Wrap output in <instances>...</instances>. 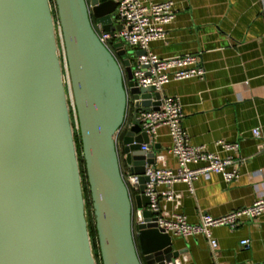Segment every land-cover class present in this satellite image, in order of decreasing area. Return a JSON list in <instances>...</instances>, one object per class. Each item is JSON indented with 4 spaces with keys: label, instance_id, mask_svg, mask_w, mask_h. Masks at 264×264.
<instances>
[{
    "label": "water",
    "instance_id": "water-1",
    "mask_svg": "<svg viewBox=\"0 0 264 264\" xmlns=\"http://www.w3.org/2000/svg\"><path fill=\"white\" fill-rule=\"evenodd\" d=\"M54 1L102 264H168L180 253L143 194L155 154L142 150L152 146L137 114L160 105L151 103L154 88L133 79L132 58L145 52L118 42L120 63L96 34L94 21L111 35L121 31L114 0ZM129 96L135 125L123 154L139 176L134 199L117 142ZM135 208L143 211L137 237ZM0 264H97L50 0H0Z\"/></svg>",
    "mask_w": 264,
    "mask_h": 264
},
{
    "label": "crops",
    "instance_id": "crops-1",
    "mask_svg": "<svg viewBox=\"0 0 264 264\" xmlns=\"http://www.w3.org/2000/svg\"><path fill=\"white\" fill-rule=\"evenodd\" d=\"M148 1H172L176 13L166 39L151 43L149 50L161 59L196 55L207 71L204 79L171 81L164 87V93L182 105L189 144L231 157L230 169L238 172L232 183L217 173L201 176L192 193L178 183L173 190L179 204L162 200V208L197 224L202 214L224 216L264 199V0ZM234 143L240 145L238 150L224 148ZM154 146L155 154L163 157L157 166L175 169L167 126L158 129ZM172 239L184 264L263 263L264 214L254 221L243 219L236 229L214 228L215 246L202 235ZM243 240H250L248 248Z\"/></svg>",
    "mask_w": 264,
    "mask_h": 264
},
{
    "label": "built area",
    "instance_id": "built-area-1",
    "mask_svg": "<svg viewBox=\"0 0 264 264\" xmlns=\"http://www.w3.org/2000/svg\"><path fill=\"white\" fill-rule=\"evenodd\" d=\"M117 4L114 24L121 26L120 32L114 35L105 32L103 25L93 23L94 30L101 42L113 54L117 52L115 45L121 42L123 46L144 51L145 54L136 57L132 62L133 79L140 89L154 88L151 103L159 102L158 110H139L137 120L141 131L149 135L150 142L142 146L146 153H154V145L158 129L167 126L171 139L169 154L176 160L177 167L170 169L166 166L159 168L158 161L163 157L154 156V164L147 165L145 177L149 179L146 183L144 195L150 199L148 210L157 215V229H163L165 234L171 237L187 238L197 235L205 236L211 246H215L212 240V230L219 227L236 229L242 224L243 219L254 221L264 214V199L255 201L251 206L230 212L224 216L213 217L202 214L199 223L188 222L182 214H171L161 206V201L176 202L179 204L180 196L173 190V186L183 183L193 192V183L201 176L210 173L220 174L227 183L238 179V172L231 170L233 159L222 158L219 155L205 151L203 147L191 146L182 126L184 118L183 108L179 99L167 96L164 87L171 81H183L188 79H204L207 75L206 69L199 63L196 55H184L161 59L149 50L151 43L163 41L167 37V28L176 17L174 3L172 1L150 2L148 0H114ZM92 9V7H90ZM90 9V10H91ZM160 97L157 99L156 94ZM134 99L129 96V108L126 121L117 133L118 149L122 161V175L129 188L130 195L134 199L140 194L139 176L132 174L125 162L123 154L124 145L120 136L135 125ZM254 135L259 138L260 131L254 130ZM240 145L224 144L226 150H238ZM161 186L165 190L160 191ZM134 235H139V225L143 223V211L134 209ZM242 246L248 248L250 240H243ZM185 258H177L168 264H184ZM257 264H264L257 263Z\"/></svg>",
    "mask_w": 264,
    "mask_h": 264
},
{
    "label": "rangeland",
    "instance_id": "rangeland-1",
    "mask_svg": "<svg viewBox=\"0 0 264 264\" xmlns=\"http://www.w3.org/2000/svg\"><path fill=\"white\" fill-rule=\"evenodd\" d=\"M50 1H51L52 11H53V16H54V21H55V32H56V38L58 42L59 55H60V59L62 62L63 80H64V84L66 87L67 102H68L70 115H71V122L73 126V131H74V138L76 141L78 159L82 165L83 155H82V148L80 144V133H79V127H78V122H77V115H76V111L74 107V100L72 99L73 98L72 91L70 90L71 89V85L69 84L70 78H69L67 64L65 61L64 49H63V44H62V39H61V31H60V27L58 23V15H57L56 7H55V1L54 0H50ZM114 19H115V13H114ZM126 48L134 51V49L128 46H126ZM135 60H136V57L132 58V62H134ZM82 170H83V167H82ZM86 203H87V200H86ZM88 205H89V200H88ZM86 217L88 220V225L90 227V225L92 224L91 218L93 217V212H92V209L89 208V206H88V209L86 208ZM91 244H92L93 255L95 257L96 263L101 264V259H100V255L98 252V246H97V243L95 244V241L93 240L92 236H91Z\"/></svg>",
    "mask_w": 264,
    "mask_h": 264
},
{
    "label": "trees",
    "instance_id": "trees-1",
    "mask_svg": "<svg viewBox=\"0 0 264 264\" xmlns=\"http://www.w3.org/2000/svg\"><path fill=\"white\" fill-rule=\"evenodd\" d=\"M125 136H126V133L121 134V136L119 138L121 142H123V139ZM80 144H81V148H82L81 138H80ZM79 164H80V170H81V176H82L84 197H85V201L87 200L86 208L88 209V206H89V208L92 209V212H93V217L91 218L92 224L90 225V227L88 225L90 238L92 236L93 240L95 241V244L97 243L98 252L100 255V259H101V254H100V249H99V244H98V235H97V230H96L94 210H93V205H92V201H91L90 187H89V183H88V179H87L86 167H85V162H84L83 158H82V165H81L80 161H79ZM82 167H83V170H82ZM88 200H89V205H88ZM101 264H102V259H101Z\"/></svg>",
    "mask_w": 264,
    "mask_h": 264
},
{
    "label": "flooded vegetation",
    "instance_id": "flooded-vegetation-1",
    "mask_svg": "<svg viewBox=\"0 0 264 264\" xmlns=\"http://www.w3.org/2000/svg\"><path fill=\"white\" fill-rule=\"evenodd\" d=\"M115 55H116L118 61L121 63L124 58L122 56H119L117 52L115 53Z\"/></svg>",
    "mask_w": 264,
    "mask_h": 264
},
{
    "label": "bare ground",
    "instance_id": "bare-ground-1",
    "mask_svg": "<svg viewBox=\"0 0 264 264\" xmlns=\"http://www.w3.org/2000/svg\"><path fill=\"white\" fill-rule=\"evenodd\" d=\"M70 84V83H69ZM68 86V85H67ZM71 90V89H70ZM73 99V98H72Z\"/></svg>",
    "mask_w": 264,
    "mask_h": 264
}]
</instances>
